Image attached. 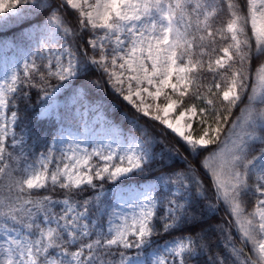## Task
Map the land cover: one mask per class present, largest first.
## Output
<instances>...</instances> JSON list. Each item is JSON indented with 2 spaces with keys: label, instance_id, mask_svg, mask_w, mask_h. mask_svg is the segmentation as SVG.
Masks as SVG:
<instances>
[{
  "label": "snow or ice",
  "instance_id": "obj_1",
  "mask_svg": "<svg viewBox=\"0 0 264 264\" xmlns=\"http://www.w3.org/2000/svg\"><path fill=\"white\" fill-rule=\"evenodd\" d=\"M12 28L0 264H264V0H0Z\"/></svg>",
  "mask_w": 264,
  "mask_h": 264
},
{
  "label": "trees",
  "instance_id": "obj_2",
  "mask_svg": "<svg viewBox=\"0 0 264 264\" xmlns=\"http://www.w3.org/2000/svg\"><path fill=\"white\" fill-rule=\"evenodd\" d=\"M40 19H42V18H40ZM19 31H20V28H12L6 32H0V38H4V37L11 38L15 33H18ZM257 66H258V64H257ZM94 97L97 99L98 102L103 103L108 108L109 117L111 119L116 120L117 122H119V120H120L121 113L128 111V109L123 104H121L120 101H118L111 94V92H109L107 95H105L103 92L95 93ZM32 102H33V104L35 103V92H33ZM25 107H26V105L23 102H20L21 112L24 111ZM27 115L29 117H31L32 112H29ZM32 128H33V131L36 132L37 134H45L46 135L50 132L52 125L33 121L32 122ZM17 130H19V129H17ZM148 179H150V177H148ZM221 215H223V212L221 213ZM177 234L178 233H173V235H177ZM168 239H171V236H168V235L161 236L158 238V242L162 243L164 240H168ZM237 243H239L238 240H237ZM217 245H219V241H217ZM219 250L221 251V253H223V251H224V249L222 247H219ZM200 259L203 260L204 258L201 257ZM192 264H197V262L193 261Z\"/></svg>",
  "mask_w": 264,
  "mask_h": 264
},
{
  "label": "rangeland",
  "instance_id": "obj_3",
  "mask_svg": "<svg viewBox=\"0 0 264 264\" xmlns=\"http://www.w3.org/2000/svg\"><path fill=\"white\" fill-rule=\"evenodd\" d=\"M5 55H7L8 57H12V56L15 55L16 57L19 58V57L22 56V53L19 52V51H13V50H9L7 52H4L3 50H0V60H2ZM21 63H22V60H21Z\"/></svg>",
  "mask_w": 264,
  "mask_h": 264
}]
</instances>
